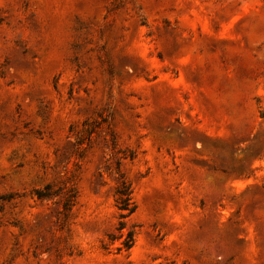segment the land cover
I'll list each match as a JSON object with an SVG mask.
<instances>
[{
	"label": "rangeland",
	"instance_id": "rangeland-1",
	"mask_svg": "<svg viewBox=\"0 0 264 264\" xmlns=\"http://www.w3.org/2000/svg\"><path fill=\"white\" fill-rule=\"evenodd\" d=\"M1 195L0 264H264V0H0Z\"/></svg>",
	"mask_w": 264,
	"mask_h": 264
},
{
	"label": "trees",
	"instance_id": "trees-1",
	"mask_svg": "<svg viewBox=\"0 0 264 264\" xmlns=\"http://www.w3.org/2000/svg\"><path fill=\"white\" fill-rule=\"evenodd\" d=\"M60 188L53 189L51 184H45L40 188H36L32 191V194L38 199H46L58 195ZM61 200V212L66 215L67 211L74 203L76 192L72 184H65L62 191ZM114 202L117 209V222L115 226V232L108 233L106 235V241L102 244L104 249L111 248V245L115 241H119V244L115 246L116 252L128 251L134 244V232L130 229H126V218L130 216L135 209L134 202L131 198L130 184L120 179L115 186ZM6 196L1 195L0 199H5Z\"/></svg>",
	"mask_w": 264,
	"mask_h": 264
}]
</instances>
